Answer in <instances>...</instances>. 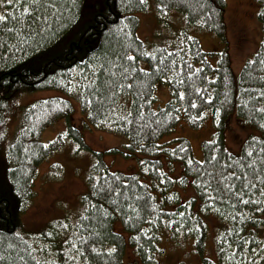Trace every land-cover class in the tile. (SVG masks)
I'll use <instances>...</instances> for the list:
<instances>
[{
  "label": "trees",
  "instance_id": "trees-1",
  "mask_svg": "<svg viewBox=\"0 0 264 264\" xmlns=\"http://www.w3.org/2000/svg\"><path fill=\"white\" fill-rule=\"evenodd\" d=\"M155 1L161 19L167 18L170 10H176L184 16L186 27L198 28L226 41L225 0ZM23 2L27 6V0ZM256 2L262 41L239 74L225 51L216 65L212 64L199 39L187 31L175 34L170 43H164L166 47L147 46L135 35L137 17L134 14L146 8L140 0H41L43 17L40 12L35 13L36 22L15 4L7 6L11 18L6 23L0 21V111L20 93L45 89L75 93L88 125L123 136L126 144L108 153L122 151V156L139 165V173L112 171L105 161L107 153L92 151L81 130L71 123L56 140L43 144L40 135L44 126L52 118L68 121L73 115L72 103L60 97L35 102L26 109L13 150L12 166L3 184L6 187L0 189V264H34L29 253L41 264H49V261L73 264L66 253H76L66 241L71 238L72 243L81 247L77 241L81 236L86 238L87 259L78 258L75 264H122L128 242L141 264H158L156 244L159 231L167 225L176 234L183 233L193 239L195 252L202 257L201 264H249L248 245L235 253V262L232 249L238 248L237 237L240 236L252 240L253 249L264 241V236L260 235L264 229L261 223L264 211H254L257 205L234 208L232 200L220 204L213 199L209 204L205 196L214 197L216 193L212 189L204 193L193 183L204 179L193 169L218 167L214 161L207 163L213 149L218 160L229 157L233 161L240 160L253 137L258 138L253 147L254 158L262 155L264 0ZM5 7L0 2V13ZM143 52L151 55L144 56ZM129 54L135 56L134 61L122 59ZM110 62L144 71L132 73L129 80L115 78L113 82L123 87L118 92L113 90L115 95L106 94L99 85L106 77L97 70ZM129 83L131 89L127 87ZM160 86L168 91L169 99L164 107H158L160 101L156 94ZM196 88L201 91L196 92ZM181 92L185 94L182 100L179 99ZM106 96L111 99H102ZM193 102L196 107L191 106ZM208 118L213 120L210 141L214 143L202 144L206 164L201 166L188 139L177 137L166 141L165 137L182 121L197 129ZM233 121L247 132L238 152H232L227 141ZM68 139L78 144V150L92 154L89 189L80 199L79 216L29 238L22 233L17 209L32 198L39 163ZM179 148L184 151L180 152ZM189 158L193 159V165L187 164ZM174 166H179L177 173ZM122 181L127 184L122 185ZM258 187L255 195L248 193L245 198L264 201L261 195L264 185ZM179 188L190 189L193 196L186 199ZM259 207L264 208V204ZM181 212L185 214L183 217L179 215ZM212 215L223 228L216 239L218 263L203 256L207 235L205 217ZM233 216L237 218L233 220ZM117 224L122 227L121 233L115 230ZM92 247L96 248L95 252L91 251ZM109 248L114 251H107ZM259 256L252 264H264V252Z\"/></svg>",
  "mask_w": 264,
  "mask_h": 264
},
{
  "label": "rangeland",
  "instance_id": "rangeland-1",
  "mask_svg": "<svg viewBox=\"0 0 264 264\" xmlns=\"http://www.w3.org/2000/svg\"><path fill=\"white\" fill-rule=\"evenodd\" d=\"M225 1L227 25L225 42L217 35L195 27H186L184 16L176 10H170L167 18L161 19L155 0H144L146 8L134 14L137 17L135 35L147 46L162 48L170 43L175 34L187 31L190 36L199 39L203 51L209 54L212 64L216 65L221 54L225 51L229 55L234 71L239 74L246 62L256 54L262 41V25L258 20L259 8L256 0ZM88 6H91L90 3ZM184 28L186 29L183 30ZM66 93L56 89L20 93L2 108L0 111V189L6 187L3 184L6 183L12 166L13 150L27 113L26 109L37 101L53 97L69 99L72 103L71 114L73 115L68 121L61 118H52L48 121L40 135L43 144L52 143L60 134L67 131L68 123H71L75 128L81 130L85 143L92 151L107 153L105 161L112 171L126 174L139 173V165L122 156V151L115 154L108 153L113 149L123 147V143H125L123 136L88 125L87 117L81 111L77 94ZM156 95L160 101V106L158 104L157 106L164 107L169 99L167 88L160 86ZM232 125L233 130H229L227 135L228 147L232 152H238L247 132L234 121ZM213 131L211 118L206 119L205 123L197 129L182 121L171 134L166 135L165 140L177 137L188 139L194 157L199 162L204 160L202 144L212 139L210 136ZM91 156L89 151L78 150V144L68 139L39 163L33 180L32 198L24 207L17 209V219L23 234L29 238L30 236H40L53 225L78 218L80 199L89 189L87 180L92 166ZM174 168L177 173L179 166H174ZM179 190L186 199L193 196L190 189L179 188ZM15 207L17 208V206ZM205 222L207 235L203 256L218 263L216 239L223 228H221L218 218L213 215L205 217ZM115 230L122 232L120 224L116 225ZM260 232V235L264 236V229ZM159 234L155 258L158 264L202 263V257L195 252L192 238L183 233L176 234L168 225L163 227ZM122 264H141L129 242L126 245Z\"/></svg>",
  "mask_w": 264,
  "mask_h": 264
},
{
  "label": "snow or ice",
  "instance_id": "snow-or-ice-1",
  "mask_svg": "<svg viewBox=\"0 0 264 264\" xmlns=\"http://www.w3.org/2000/svg\"><path fill=\"white\" fill-rule=\"evenodd\" d=\"M4 5H6L4 12L0 13V21L7 22L11 17L7 13V6H12L15 4L16 8L22 9L23 14H29L33 20V22H36V15L35 13L40 12L41 17H43V13L40 11L44 5L41 3V0H27V6H25V3L23 0H0ZM140 3L143 4L144 0H140ZM8 31H11V29H8ZM144 56H150L151 54L148 52L141 53ZM122 59H126L127 61H134L135 56L129 54L126 57H122ZM159 70V69H158ZM101 76L106 77L103 81L99 82V85L101 86L102 90L107 93H112L115 95V91H119L123 85H117L113 81L115 78L119 77L123 80H129L132 78L131 74L135 73L137 71H144L143 69H137L136 67H125L123 64L117 65L115 63H109L107 66L101 67L97 70ZM199 71V69H197ZM189 75H191V72H189ZM167 78V77H165ZM97 83V82H93ZM127 87L129 89L132 88V84H128ZM196 92H200L201 89L196 88ZM184 93H179V99L184 98ZM111 99V96L102 97V99ZM141 98L142 95H141ZM192 107H196V104L193 102ZM131 115V113H129ZM258 138L253 137L251 139V146H249L247 149H245L244 156L238 160L233 161L229 157L225 160H218L217 154L215 150L213 149L211 160L207 163L216 162L219 166L213 167L211 170H202L201 168L193 169L200 177H203V182L200 179H197L193 181V183H196L199 187H201L204 191V193H208L209 189H212L213 192L216 193L214 197H208L205 196L206 201L210 204L213 199L216 200L217 203L223 204L225 200H232L234 202L233 207H239L241 205H257L255 207L254 211L260 212L264 211V208L259 207V205L264 204V201L261 200H253L251 197L245 198L248 193H251L252 195H255L257 191H259L258 185H264V149H260L262 155L259 157L254 158V152L253 147H255L256 142ZM214 143L212 141L209 142ZM261 144H264V140L260 141ZM180 152L184 151V148H179ZM183 158V157H181ZM143 164L144 161H141ZM188 165H193V159L189 158L187 159ZM199 164L201 166L206 164L205 160H200ZM232 169L229 171V169ZM145 171H148V168L144 169ZM158 172L159 169H156ZM119 179V178H116ZM225 181H229L228 183H225ZM127 184V181H122V185ZM215 184L216 187L213 188L212 185ZM111 192V189H109ZM261 195H264V193H261ZM154 207V206H153ZM181 217H183L185 214L183 212L179 213ZM239 215V214H237ZM237 216H233L232 219L235 220ZM243 219V217H241ZM249 219H252V217H249ZM169 223H173L172 221H169ZM261 223H264V220L261 221ZM65 228L68 227V225H64ZM199 227V225H197ZM141 231H144V229H141ZM236 231H239V229H236ZM51 235V233H49ZM91 235H96L95 233H92ZM85 237H77V241L81 247H77L76 243H72L71 238H69L66 243L70 244V248L72 251L76 253V255H69L66 253L67 259L72 261L73 264L77 261L78 258L87 259V255L85 252V248L87 247L85 245ZM239 240V246L238 248H233L232 251L234 253L232 259L235 262V253L238 251H242L243 248L248 245L249 246V252L248 260L249 264H252L254 260H259L260 256L259 253L264 252V241H261L258 244V247L253 249L250 247V244L252 243V240L245 238V237H237ZM224 243H228L227 241H224ZM236 240L232 241V244H235ZM231 244L229 245V248H231ZM92 252L96 251L95 247L91 248ZM107 251L112 252L114 249L109 248ZM223 251V250H222ZM30 255V259L34 262V264H41L39 260H36L34 256ZM20 259L23 261L24 257L21 256ZM49 264L51 262L49 261Z\"/></svg>",
  "mask_w": 264,
  "mask_h": 264
}]
</instances>
